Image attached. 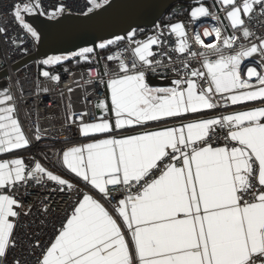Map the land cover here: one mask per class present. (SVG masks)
Returning <instances> with one entry per match:
<instances>
[{"label":"snow or ice","instance_id":"6c2138e0","mask_svg":"<svg viewBox=\"0 0 264 264\" xmlns=\"http://www.w3.org/2000/svg\"><path fill=\"white\" fill-rule=\"evenodd\" d=\"M216 2L224 18L204 6L190 16L196 21L211 15L218 43L192 51L184 24L166 25L176 37L171 51L179 55L173 60L168 54L165 62L153 51L164 54L163 30L142 40L127 31L130 58L110 54L106 60L114 67H90L66 85L61 98L66 91L68 102L62 116L46 118L49 128L37 124L25 132L18 105L26 100L0 89V264H264V37H254L245 21L257 7L264 16V0ZM90 3L88 12L102 7ZM103 3L111 7L109 0ZM37 8L14 6L12 15L38 39L22 16ZM229 27L246 43L234 44ZM122 39L82 47L71 58L90 64L96 48ZM254 56L262 70L249 66L244 78L242 61ZM69 59L48 56L38 76L58 88L62 74L56 68ZM64 74L72 73L65 68ZM149 75L171 86H152ZM98 86L105 96L93 102ZM77 89L80 110L70 100ZM257 101L247 110L212 114ZM27 117L31 121V113ZM217 129L224 133L222 146ZM45 140L52 141L53 156L44 152L48 165L31 152ZM32 188L46 194L33 221L37 230L26 252L17 254L19 218L33 207L22 196ZM61 194L63 211L53 201Z\"/></svg>","mask_w":264,"mask_h":264},{"label":"built area","instance_id":"2783aa9c","mask_svg":"<svg viewBox=\"0 0 264 264\" xmlns=\"http://www.w3.org/2000/svg\"><path fill=\"white\" fill-rule=\"evenodd\" d=\"M18 1H31L34 4H39L41 10H37L39 13H42L45 16L53 17L61 13H75L82 14L88 12V9L92 7L90 0H0V29H3L4 32H0V70L2 68L7 69V74L0 78V81H4L2 88L0 89H10L12 94L17 95L18 97L23 96L26 103L21 102L18 105L20 120L23 124L25 132H29V129L36 126L37 124L41 128H49L50 126L45 122L46 118L52 116L54 113L62 116V109L65 103L68 102L69 94L64 92V99L61 98V90H65L66 85L72 83L73 79L79 80L80 74L90 67H97V70H103L104 68H112L115 65V62H108L106 57L110 54H119L125 59H129L131 54L127 50V38L122 42L114 44L112 47L106 51L94 54L91 59L93 61L90 65H85L70 69L72 74H64V69H56L57 73L62 74V81L59 84V87L56 89H51L49 82L44 80V78L39 77L38 73L42 68L39 59L34 58L26 61L23 65L12 69L11 65L20 59L31 55L36 50L35 39L31 37L30 34L24 30L20 24L14 19L12 15L13 7ZM97 3L102 4L103 0H97ZM212 3V2H211ZM237 5L242 6L243 0H236ZM199 4V3H197ZM196 5V4H195ZM206 7L210 13H214L220 18H224L226 13L221 9L220 5L217 3V7L208 6L202 4ZM62 7V12L57 13L56 10ZM193 7V6H192ZM191 7V8H192ZM191 8L184 13L183 7L180 4L173 6L177 17L172 20H166L159 23L156 28L153 30L152 34L158 33L161 30L164 31V36L161 37L162 40L166 41L164 46V54H161V49L154 47L153 51L156 53V59H163L167 62L168 54H171L173 60H177L179 54H176L171 51L175 46L176 37L174 35H169L166 25H171L176 22H182L186 29L187 39L190 44L192 51H204L205 45L207 44H216L217 41V22L213 21L211 15L206 18H200L196 21H193L190 12ZM259 8L257 7L256 11L251 17H245L246 25L249 27V30L254 34V37H264V16H259ZM224 24H228L226 19H223ZM205 30H208L210 33L209 37H204L203 33ZM227 32L234 37V44L239 46L241 43H246L240 32H233L229 27ZM6 33V34H5ZM240 37V39H236ZM136 40H142L143 38H135ZM182 58V57H181ZM259 57L254 56L253 58H248L242 61V69L244 78L246 77L247 67L254 66L257 67L258 71H261L259 65L254 63L258 61ZM97 61L98 66H97ZM194 66L195 62H193ZM169 77L175 78L173 72L168 73ZM153 76V75H149ZM153 77H161L160 75H155ZM253 83L255 80L253 78ZM39 85V87H36ZM49 87L50 90L45 92L43 91L44 87ZM73 88H76V85H72ZM91 92L92 89H89ZM105 87L98 86L95 91V97H93V102H95L96 97L104 98L105 96ZM71 104L74 110H80L83 106V98L80 94V91L77 89L70 96ZM257 102H246L243 105H254ZM241 105H228L227 107H222L217 109L212 114H225L227 111L239 107ZM27 113H31V121L27 117ZM218 136L221 137L219 143L222 146L224 135L219 129H217ZM58 140H62L63 136L57 137ZM52 141L45 140L41 142L38 146H34L31 150L32 153H35L37 158L48 165V160L44 156V152H48L49 156H53V152L48 151L49 145ZM59 147V145H57ZM43 150V151H41ZM27 158L30 153H19ZM23 192V189H21ZM45 190L40 188H32L29 190V194L22 196L25 202V206L33 205L31 214L28 217L21 215L19 220L20 224L16 229V238L18 247L16 249L17 254L21 252H26V242L28 237L32 234L33 231H36V225L33 221L36 220L39 215L40 208L42 204L40 203L45 197ZM66 198H62L61 195H54L53 201L55 206L58 207L61 211L67 207L65 202ZM51 203V202H50ZM50 231V229H49ZM43 235V233H40ZM44 239H47V236H44ZM34 242V241H33Z\"/></svg>","mask_w":264,"mask_h":264},{"label":"water","instance_id":"95a60500","mask_svg":"<svg viewBox=\"0 0 264 264\" xmlns=\"http://www.w3.org/2000/svg\"><path fill=\"white\" fill-rule=\"evenodd\" d=\"M175 1L194 0H109V7H102L82 14L61 13L49 17L38 11L24 14V19L37 32L36 50L11 65L15 69L26 61L40 59L49 54L69 53L84 46L94 47L98 42L116 36H127V31L139 27L154 26L165 10ZM217 7L216 0H211ZM182 5V4H180ZM98 54V48L95 49ZM7 74V69L0 70V78ZM153 85L170 84L162 77L150 76Z\"/></svg>","mask_w":264,"mask_h":264},{"label":"trees","instance_id":"16d2710c","mask_svg":"<svg viewBox=\"0 0 264 264\" xmlns=\"http://www.w3.org/2000/svg\"><path fill=\"white\" fill-rule=\"evenodd\" d=\"M200 0H194V1H187V2H182V1H175L173 2L166 10L165 12L163 13V15L160 17V19L157 21V23L154 25V26H151V27H144L143 29V32L142 33H145L147 30L149 31L148 35L152 34L153 30L156 28V26L161 23V22H164L166 20H172L174 19L175 17H177L176 13H175V10L173 9V6L176 5V4H182L181 6L183 7V10H184V13H187V11L192 7L194 6L195 4H197ZM208 6H212V3H211V0H208ZM138 28H133L132 30H137ZM139 34V33H138ZM149 35V36H150ZM122 37V36H120ZM115 38V37H114ZM123 39L120 41L122 42L123 40H125L127 38L126 37H122ZM113 39V38H112ZM109 40V39H107ZM106 40H103V41H100L98 42L97 44L101 43V42H104ZM119 43V42H117ZM116 44V43H115ZM114 45V44H113ZM113 45L109 46L107 49H109L110 47H112ZM107 49L105 50H101L98 48V52L99 53H102L104 51H106ZM77 51V50H76ZM74 51V52H76ZM70 59L68 61H64L62 62V64L57 67L56 69H63V68H75V67H81V66H85V65H90L93 63L92 59H91V63H85L83 61L80 62L79 65H77V62L75 59H72L71 58V55H69ZM40 63V62H39Z\"/></svg>","mask_w":264,"mask_h":264},{"label":"rangeland","instance_id":"374dc122","mask_svg":"<svg viewBox=\"0 0 264 264\" xmlns=\"http://www.w3.org/2000/svg\"><path fill=\"white\" fill-rule=\"evenodd\" d=\"M199 4H196V5H194L192 8H191V11H192V9L193 8H195V7H198V6H202V4H205V5H208V0H200L199 2H198ZM25 4H34V3H32L31 1H18L14 6H19L20 8H21V10L23 9V6L25 5ZM219 4V3H218ZM37 10H41V8L39 7V8H37V9H34V12L35 11H37ZM24 14H26V13H23V11H22V16H23V18H24ZM25 20V19H24ZM26 21V20H25ZM27 22V21H26ZM143 29H144V27H139L137 30H136V33H137V35H136V37L135 38H146L147 36H149L148 35V33H149V31L147 30L145 33H142L143 32ZM139 33V34H138ZM34 39H36V38H34ZM110 39H112V38H110ZM113 39H115L114 37H113ZM84 47H91V46H84ZM82 48V47H81ZM80 49V48H79ZM79 49H77V51H79ZM76 51V52H77ZM74 52V51H73ZM73 52H69V53H57V54H49V55H47V56H45V57H42V58H40L39 59V62H40V65H41V67L42 68H45L46 69V66H43L42 64H41V61L43 60V59H45V58H47L48 56H56V55H60V56H69V55H71Z\"/></svg>","mask_w":264,"mask_h":264},{"label":"crops","instance_id":"0c3cea01","mask_svg":"<svg viewBox=\"0 0 264 264\" xmlns=\"http://www.w3.org/2000/svg\"><path fill=\"white\" fill-rule=\"evenodd\" d=\"M3 82L4 81H0V88H2ZM152 86H171V84H161V85H153L152 84ZM109 103H110V101H109ZM255 106H259V102L254 104V105H241L239 107H236L234 109H231V110L227 111L225 114H230L232 112L240 111V110H247V109L255 107ZM171 123H173V122L169 121L170 125H171ZM152 127H158V125H152ZM18 155H19V153H18ZM0 158H3V157L0 156Z\"/></svg>","mask_w":264,"mask_h":264}]
</instances>
